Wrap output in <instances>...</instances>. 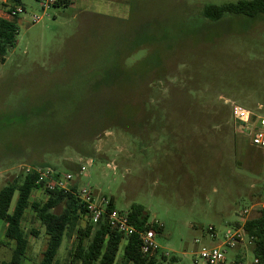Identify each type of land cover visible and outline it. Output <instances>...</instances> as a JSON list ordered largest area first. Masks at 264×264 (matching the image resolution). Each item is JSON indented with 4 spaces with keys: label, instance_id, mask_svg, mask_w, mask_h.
Returning <instances> with one entry per match:
<instances>
[{
    "label": "rangeland",
    "instance_id": "obj_1",
    "mask_svg": "<svg viewBox=\"0 0 264 264\" xmlns=\"http://www.w3.org/2000/svg\"><path fill=\"white\" fill-rule=\"evenodd\" d=\"M67 1L23 0L0 60V188L40 164L85 166L75 181L98 201L144 207L169 254L162 264H204L200 252L223 242L242 208L264 203V149L235 133L226 101L264 115V13L203 14L239 0ZM5 4L0 17L12 19ZM46 198L35 190L31 200ZM23 228L21 264H40L48 235L32 208ZM74 240H63L59 264H70ZM0 242L14 247L4 233ZM252 248H228L224 264L240 254L254 264Z\"/></svg>",
    "mask_w": 264,
    "mask_h": 264
},
{
    "label": "trees",
    "instance_id": "obj_2",
    "mask_svg": "<svg viewBox=\"0 0 264 264\" xmlns=\"http://www.w3.org/2000/svg\"><path fill=\"white\" fill-rule=\"evenodd\" d=\"M58 0L56 4L63 3ZM66 2H68L66 0ZM7 11L23 5V0H6ZM264 13V0H239L221 5L209 4L203 9L205 17L211 20H220L226 13L256 16ZM18 15L12 19L0 17V60L6 61V54L16 42L18 33ZM87 152V151H86ZM44 166L45 165H41ZM38 175L34 170L26 172L17 182H8L0 188V221L5 226L4 235L8 243L13 242L11 257L1 264H21L29 246V240L23 228L25 214L29 208L45 227L48 242L43 251L40 264H59L57 255L66 237H75L70 250V264H162L167 256L160 250L150 255L141 251V240L138 233L125 236L111 228L106 220L93 223L88 209L79 197L78 183L75 181L70 190L48 189L38 183ZM35 190H43L47 198L31 200ZM17 195L12 207L15 194ZM61 210L57 212V209ZM110 207L116 208L114 199H110ZM130 221L139 231L150 228L159 229L156 224L148 222V215L140 204H133L128 211ZM237 223V222H236ZM245 229L252 238L253 252L260 264H264V210L260 215L250 218ZM37 234V231H31ZM2 244V242H0ZM6 243L3 242V245ZM170 259V263L176 261ZM244 261L241 255L235 260Z\"/></svg>",
    "mask_w": 264,
    "mask_h": 264
},
{
    "label": "built area",
    "instance_id": "obj_3",
    "mask_svg": "<svg viewBox=\"0 0 264 264\" xmlns=\"http://www.w3.org/2000/svg\"><path fill=\"white\" fill-rule=\"evenodd\" d=\"M43 9H46L58 2V0H36ZM23 5L14 8L11 13L12 17L23 12ZM41 16L34 15L33 20L39 21ZM231 105L232 125L236 134L246 136L254 147L264 149V115L259 114L256 110L241 106L232 100H226ZM258 110L263 109L260 104ZM110 166V165H109ZM29 170H34L38 175V183H42L48 189H64L70 190L75 182L76 176H79L85 170V166L80 167V171L76 174L62 173L51 167L33 166ZM79 197L88 209V214L93 223L106 220L111 228L118 232L129 236L135 233L140 235L141 251L145 254H154L160 250V246L156 240V231L153 228L139 231L137 227L131 223L128 211L118 210L110 207V199L102 198L98 201L92 188L79 187L77 191ZM264 210V203H253L244 206L240 211V219L237 223L228 228L224 234L223 242L211 248H204L200 252V256L204 264H224L226 262V252L228 248H237L239 245L252 244V238L248 235L245 224L252 218L260 215ZM213 230V228H210ZM165 256H169L167 252H163ZM241 255V254H240ZM243 257V255H241ZM235 260L231 262L234 264ZM237 264H245L239 260ZM254 264H260L258 257H255Z\"/></svg>",
    "mask_w": 264,
    "mask_h": 264
},
{
    "label": "crops",
    "instance_id": "obj_4",
    "mask_svg": "<svg viewBox=\"0 0 264 264\" xmlns=\"http://www.w3.org/2000/svg\"><path fill=\"white\" fill-rule=\"evenodd\" d=\"M4 231H5V226H4V224H0V234H3L4 233ZM8 246H10L11 244L9 243V244H7ZM0 246H4L3 247V249H0V253H2V251L4 250H8L9 252H10V256H9V258L11 257V254H12V250H13V248H10V247H5L6 246V244L5 245H3V243L1 244L0 243Z\"/></svg>",
    "mask_w": 264,
    "mask_h": 264
}]
</instances>
